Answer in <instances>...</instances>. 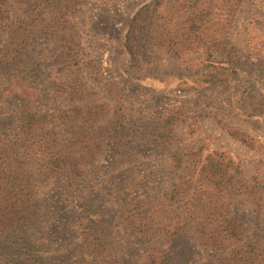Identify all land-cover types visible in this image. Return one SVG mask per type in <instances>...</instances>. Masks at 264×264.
<instances>
[{
	"label": "rangeland",
	"instance_id": "obj_1",
	"mask_svg": "<svg viewBox=\"0 0 264 264\" xmlns=\"http://www.w3.org/2000/svg\"><path fill=\"white\" fill-rule=\"evenodd\" d=\"M6 11L4 139L18 140L30 109L61 146L75 139V159L88 164L71 185L66 173L37 176L25 160L45 264H147L150 254L168 264H220L239 245L214 251L188 235L177 249L127 220L138 203L171 209L174 186L190 175L202 180L209 161L233 180L225 192L210 185L212 197L196 205L206 228L231 223L243 234L240 246H254L255 264L264 260V0H8ZM195 16L199 28L190 33L186 19ZM132 28L136 60L127 47ZM183 32L189 39L173 47ZM64 112L74 113L66 126Z\"/></svg>",
	"mask_w": 264,
	"mask_h": 264
},
{
	"label": "trees",
	"instance_id": "obj_2",
	"mask_svg": "<svg viewBox=\"0 0 264 264\" xmlns=\"http://www.w3.org/2000/svg\"><path fill=\"white\" fill-rule=\"evenodd\" d=\"M7 1L0 0V23L7 18ZM198 8H195L191 14L196 15ZM188 21L191 24L190 33L199 28L197 16L187 17L186 22ZM170 37L168 34L167 39ZM184 37L189 36L183 32L179 41H173V47L181 45ZM136 39V30L132 28L127 35V47L135 60L137 52L134 48V40ZM194 39L199 40V35ZM207 82L218 84L211 75ZM58 120L66 126L69 121L74 120V113L64 112ZM43 122L44 120L36 111L26 109L19 118L18 140L4 139L0 131V258H5L10 253L17 254V258L25 261L22 264H45L42 247L32 234L39 212L38 191L32 184L34 181L32 176L25 168L28 164L25 160L29 159L34 163L37 176L44 178L66 173L71 185L83 175L88 166L87 161L75 159V139L68 142L66 148L61 146L59 133L45 131ZM232 136L242 140L243 134L234 132ZM203 168V181L199 178L194 182L193 175H190L188 180L184 179V182L180 180L181 184L174 186V191L167 198L171 211L162 209L151 212L143 203L132 206L128 203V206H131L127 212L128 224L144 236L151 238L161 236L166 243L177 249L181 247L180 242L188 235H195L204 247L214 251H223L229 246L239 245L232 256L223 259L220 264H239V262L243 264L242 258L245 264H255L257 259L252 248L254 246L245 243L240 246L243 234L231 223L206 228L204 213L198 212L196 205L212 197L206 194V188L210 185L214 192L227 191L233 175L221 169L220 164L215 161H209L208 166ZM205 183L208 185H204ZM217 195L214 196L218 197ZM155 213L158 214L157 217H154ZM158 217L160 220L157 221ZM9 240L12 241L8 242ZM11 243L14 249L8 248ZM149 259L147 264H168L163 259L155 257V254H150ZM259 264H264V260H259Z\"/></svg>",
	"mask_w": 264,
	"mask_h": 264
}]
</instances>
